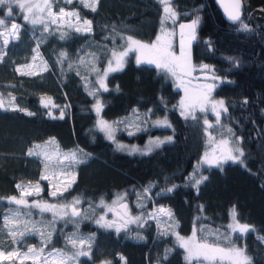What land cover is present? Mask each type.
I'll use <instances>...</instances> for the list:
<instances>
[{
    "label": "trees",
    "instance_id": "16d2710c",
    "mask_svg": "<svg viewBox=\"0 0 264 264\" xmlns=\"http://www.w3.org/2000/svg\"><path fill=\"white\" fill-rule=\"evenodd\" d=\"M168 2L176 13L175 21L165 22L172 31L181 20L198 21L191 41V63L195 69L201 65L211 69L218 80L212 94L221 97L228 109L222 112L221 122L215 121L208 129L217 137H239L243 163L206 166L202 171L207 179L191 186L189 177L206 139L205 114H195L197 119L181 116L176 107L179 89L154 64L138 65L133 52L121 70L108 73L106 91L90 78L87 68L93 66L94 56L105 58L111 49L123 46L126 40L122 37L153 39L161 26L164 5L160 0H99L96 11L84 7L82 0H54V11H76L81 20L91 21V32H76L68 26L64 39L51 23L44 31L43 25L25 22L14 7V14L8 17L21 26L19 38L10 39L0 51V95L19 109L0 108V251L7 252L21 239L16 236L14 242L4 225L5 215L18 208L6 198L19 196L17 184L39 182L42 191L28 199L80 200L78 207L84 215L76 219L77 226L56 223L51 242L43 246L64 249L63 235L72 231L90 236V256L79 257V264H189L173 232L168 231L172 219L173 231L179 236L196 227L212 239L210 232L219 229L224 233L234 206L237 221L251 228L243 235L232 233L231 243L245 248L252 264H264V0H241V17L234 23L223 20L212 0ZM5 9L0 7V16ZM242 25L249 30H242ZM172 39L174 44L175 36ZM61 52L67 54L62 62ZM35 53L40 67L25 72L35 74L17 72L16 66L30 62ZM43 98H50L52 107H44ZM96 99L101 102L102 118L118 123L122 119L116 136L123 142H142L147 135H170L171 141L147 154L115 148L95 127ZM132 113L140 114L136 130L138 118L133 128L127 121L122 123ZM156 117L167 119L171 127L152 126L150 119ZM206 117L216 120L210 112ZM48 139L59 150L75 152L84 160L70 169L75 182L56 197L49 193L47 180L40 179L44 172L40 156L28 154ZM173 186V191H166ZM141 189L147 193L139 192ZM122 190L127 192L124 200L129 214L140 211L145 215L153 206H161L172 212L170 227H158L147 216L119 233L96 225L97 202ZM22 240L36 241V236L29 232Z\"/></svg>",
    "mask_w": 264,
    "mask_h": 264
},
{
    "label": "snow or ice",
    "instance_id": "6c2138e0",
    "mask_svg": "<svg viewBox=\"0 0 264 264\" xmlns=\"http://www.w3.org/2000/svg\"><path fill=\"white\" fill-rule=\"evenodd\" d=\"M68 3H71V0H67ZM99 0H82L84 7L91 8L92 11H96V7ZM164 5L163 11L165 16L161 19V32L157 35L156 40L152 43H145L140 40L133 38L132 36L122 37L126 40V46H121L118 49H113L112 57L109 59L108 68L105 70L103 76L100 78L99 83L102 88L106 91V85L104 79L107 77L109 72L119 71L124 67L126 62V57L130 52L136 53L137 64L148 63L154 64L157 69L163 70L169 73L177 81V87L182 88L184 91V96L181 98L179 107L181 109V116L185 119L191 117L192 119H197L195 113L197 110L202 113H207L211 110L216 116V123L221 122V115L227 113L228 109L225 106L223 100H214L211 96L212 90L216 87L215 84H197L193 85L192 72L195 70L194 66L191 63V41L195 39V28L198 23L197 20H193L190 25H180V54L177 55L173 51L171 43V35L165 28L164 24L167 19H172L175 21L176 13L172 10L168 0H160ZM54 0H0V7H7V16L11 17L14 14V7L19 8L20 12L23 15L25 22L31 23L32 25L43 24L44 31H48V21L51 24L61 25L67 24L70 28H73L76 32H91L92 26L91 21L88 19L81 20V17L76 11H66L64 8H60L59 12L53 10ZM225 12L228 15V18L233 21H239L241 17V0H231V3L223 4ZM8 21L0 18V26L3 27V30L0 31V38H3L4 46H7L10 42V39H18L20 25L18 23L12 22L11 27L8 26ZM185 29H189V39L187 45L185 43ZM242 30L248 31L247 25H242ZM67 33H61V39ZM34 51H36L34 49ZM67 58V54L64 52L60 53V62L63 59ZM2 59V57H0ZM35 59V58H34ZM30 67V66H29ZM46 67V66H45ZM207 68V65L202 66ZM17 72L24 74H35V73H25L22 72L20 68H17ZM215 78V77H213ZM15 100V97H12V101ZM44 104V107H48V103H51L49 98L48 103H44L43 99L41 101ZM247 103V100H245ZM14 109H17V105L9 102V105ZM6 107L3 98H0V108ZM96 111L99 114L101 110V105L99 102L96 104ZM26 111V110H25ZM32 115V113H26ZM51 115V113H49ZM61 118H63V113H61ZM157 125L171 127L167 119L158 120L155 122ZM204 124L206 126V132L208 128H211L212 125L209 123L208 119H204ZM99 128L101 131L105 132L108 139L112 140L113 137V127L106 123L103 120L99 121ZM231 131V129H229ZM132 133H129L131 135ZM172 137L169 136L166 138L167 141H171ZM239 141V137L236 138ZM164 140H155L150 141V145L159 146L164 143ZM54 143V141H52ZM124 145H118V148H124ZM40 148L39 145L36 146V149ZM36 149H30L29 155H43L44 163V172H42L40 179L49 180L51 187L54 191L51 192L53 197H56L59 194L62 195V192H59V185L53 183L57 179V170L59 175L63 176L65 179L62 181L64 184L63 191H67L71 187V184L75 182V176L72 174L69 169L74 167L77 163H83L84 160L77 155L75 152L71 153H60L59 150L55 153L51 152H39ZM219 151V155H216V151ZM132 152L138 151L135 147L131 149ZM147 151H151V147L147 148ZM144 154H147L145 152ZM244 156V152L240 147L239 143H232L228 139H221L217 149H214L212 156L206 152L202 160V163H206L209 166H220L223 162L231 160L233 162H241V157ZM67 162V163H65ZM70 177V180L68 179ZM207 177H200L195 180V184L199 185ZM173 187L166 189L167 192L173 191ZM17 190L19 191V196L13 195L7 197L6 199L10 204H15L18 206L15 210H10L9 215L4 217V225L8 229V235L13 238L14 242L17 236V231L14 227H8L9 225H17L19 217L22 215L30 214L31 208L35 207L40 210L41 213L51 212L54 219L64 218L70 216L72 222H76V218L84 215L82 209L78 207L80 200L74 198L71 203H49L47 201H33L29 202L27 197L35 194H39L42 191L39 182L35 185H32L31 182L28 185L23 183L16 185ZM147 191V189L145 190ZM3 199V198H0ZM123 201V196H118L116 200L112 202V205H106L103 199L100 201L101 207L107 208L109 212L113 213L115 219L107 220L105 217L107 213L101 215L99 219L96 220V223L104 228H115L116 232L119 233L121 229L126 228L129 223L138 222L140 217H133L129 214V209L127 204L121 203ZM117 205L123 210L117 211ZM19 206H23L29 209V213L23 214L19 211ZM159 212L161 214L172 216L170 210L160 208ZM230 215L233 220V224L229 225V228L232 232H239L240 234H245L250 231V226L247 224H240L236 219V209L235 206L231 209ZM149 216L156 218L155 213H150ZM159 226V220H158ZM203 228L194 227L193 233L191 236L185 238L177 234V241L179 247L183 248L187 253L185 259L189 264H252V259L246 253L245 248L236 246L234 243H231V236L223 234L219 229L215 232H210L208 235L213 237L209 239L208 236H205ZM21 237L26 235L25 232L21 231L19 233ZM43 237V233H41ZM67 244L71 245L73 251L68 252L65 249H53L45 253V248L40 247H29L27 252H21L19 249L8 252L5 254L3 251H0V258H4L5 255L7 258H16L19 260L20 264H23L25 260H32L33 264H79V257L90 256L91 251V241L92 237L84 238L78 236L76 233L68 236L66 238ZM261 241L264 242V238H261ZM45 246L47 243L51 242V233L48 234L47 239L42 241ZM166 258V257H165ZM123 259V258H122Z\"/></svg>",
    "mask_w": 264,
    "mask_h": 264
},
{
    "label": "rangeland",
    "instance_id": "374dc122",
    "mask_svg": "<svg viewBox=\"0 0 264 264\" xmlns=\"http://www.w3.org/2000/svg\"><path fill=\"white\" fill-rule=\"evenodd\" d=\"M5 8L6 9L4 11V15L3 16H0V18H3L5 20H7L8 21V25L7 26L10 28L11 27V23L12 22H15V21L12 20V19H10L7 16L8 9H7V7H5ZM16 10L20 12V9L19 8H16ZM5 16H7V17H5ZM20 16L23 19V15H22L21 12H20ZM164 16H165V13H164V11L162 9L161 15H160V23H161L162 17H164ZM193 20H196V19L195 18H191V19L181 20V21L177 22L176 25H175V27H174V30L173 31H172V28L170 26H167L166 27L165 24H164V28L169 33H172L173 34V35H171L170 39H171L173 51L177 55L180 54V50H181V48H180V39H181V37H180V33H181L180 25L181 24L190 25V24H192V21ZM166 21H172V19H167ZM15 23H17V22H15ZM48 23H50V21H48ZM29 24H31V23H29ZM37 25L40 26V25H43V24H37ZM52 26H53V29L58 30L60 33L64 32L67 29V27H68L67 24H61V25L52 24ZM2 30H3V27L0 26V31H2ZM184 31H185V43L187 45V42H188V39H189V29H185ZM160 32H161V26H160L159 30L156 32V34L154 35V37H153V39L151 41H144V40H140V41L145 42V43H152V42H154L156 40V37H157V35L160 34ZM173 36H175V43L174 44H173V39H172ZM126 43L127 42L125 41V44L123 46H126ZM3 46H4V44H3V38H0V51L2 50ZM112 51H113V49H111L109 51L108 55L105 58L104 57H100V56L97 57V55H95L94 56L95 61H93L94 62L93 66L91 65V66H89L87 68V70L89 71V73L91 75L90 78H92L94 80V82H95V84H96V86L98 88H102L100 86L99 80L103 76L105 70L108 68L109 59H111V57H112ZM133 53L136 56V53L134 51H133ZM39 61H40V58H38V54L35 53V56L32 58V60L30 62H26V63H23L21 65H17L16 66V69L17 68H20L22 72H33V71L37 70L40 67L41 64H39ZM202 66L203 65L197 66L196 69H195V71L192 72V76L190 77V79H192L193 85L204 84V83L215 84L216 85V83L218 82V80H216V78H213L215 76L213 75L211 69L209 67L203 68ZM158 70L161 71V72H163L166 75V77L170 80L171 84L175 88L179 89L180 95H179V99H178V103H177L176 107H177V111L180 113L181 112V109L179 107V104H180L181 98L184 96L183 89L182 88H178L176 86L177 85L176 79L174 77H172L169 73H167V72H165L163 70H160V69H158ZM211 96H212V98L214 100H223L221 97L214 96L212 93H211ZM0 98H3V100L5 102V105L7 107L9 105V102H10L9 99H8V97H5V96L0 95ZM43 101L45 103H48L49 99L43 98ZM97 102H99V104L101 105V102L96 99L94 101V103H93V109L95 111H96V107L95 106H96ZM48 105H49V107L50 106L52 107L51 103H48ZM49 111H50V113H53V109L52 108H50ZM209 112H210V114L213 115L214 119H216L215 114L211 110H209L207 113H209ZM197 113H202V112H199L197 110V112L195 114H197ZM207 113H204L205 114L204 115V119L205 118H208V117H206V114ZM139 116H140L139 113H134V114L132 113V114L129 115L128 118L126 117L123 120L122 123H125L127 121L126 124L132 126V128H133L134 127L135 120L138 118V121H137V123H136V125L134 127V130H136V129H138V126H139V121H140ZM100 120L105 121L106 123H108L109 125H111L113 127V129H114V131H113V137H114V139H112V140L108 139L107 136H106V134H105V132H103V131L100 130V128H99V121ZM121 120L122 119H120L118 121L121 123ZM150 120H151L150 123L152 124V126H156V127H166V126L157 125L155 123L158 120H164L163 117H156V118H152ZM95 121H96L95 122V127L99 131H101L103 133V135L108 140H110L113 143V145L115 146V148L121 149V148H118V145H124L125 147L122 148V150L123 151H126V152H129V153H135V154H144L145 152L148 153V152H150V151H147V148L149 146L151 147V150L154 149L155 147H157L155 145H150V141H155V140L159 139V140H164L165 142H168L166 140V138L170 136V135H162V136L147 135L146 138L142 142H131V143H128V142H123L122 140H120L116 136V133L118 131L117 128L120 125V123H118L116 121L113 122L111 120L104 119L98 113H97V116H96V120ZM208 121L212 125V123H214L216 120H214V121L213 120L212 121L208 120ZM141 122H143V118H141ZM130 129L131 128H129V130ZM205 136H206V139H205L204 147H203V149H202V151H201L198 159L196 160V162L194 164V169L195 170H193V172L191 173V175L189 177L190 178L189 184L191 186H196L195 180L197 178L204 177V173H203L202 169L204 167H206V166H209L206 163H202V160H203L206 152L211 157L212 154H213L214 149H217V147H218L219 142H220L221 139H228L232 143H239V141H237V139H236L237 137H228V138L227 137H217L216 135L210 133L209 132V129H207V132H206V135ZM38 145L40 146V148L36 149V147H35L34 149H36L39 152H45V151H47V152L55 153L57 151V149H58L54 145V143H52V141L49 140V139L46 140V141H43V142L39 143ZM133 147H135L136 149H138V151L132 152L131 149ZM59 152L60 153H71L69 151H63V150H59ZM215 154L216 155H219V151L217 150ZM40 158L43 161V155H40ZM227 161H231V160H227ZM231 162H233V161H231ZM65 163H67V162H65ZM69 171L72 173V171L70 169H69ZM57 172H58L57 179L55 181H53V183H56L57 185H59V191H60V190H62L64 188V184L62 183V181H64L65 178L63 176H60L59 175V171L58 170H57ZM68 179L70 180V177ZM31 184L32 185H35L34 183H31ZM24 185H28V184H24ZM39 185H40V187H42V184H39ZM47 189H48V191H49L50 194H51L52 191H54L53 187H51V185H50L49 180H47ZM138 191L139 192H143V193H147V191H145V189H141V190H138ZM33 193H35V192H33ZM126 193L127 192L126 191H123V190L122 191H119V192L115 193L112 196L111 199H109L107 201H104V200L103 201L105 202L106 205L111 206L112 205V202L114 200H116L118 196H123V200H124L125 199V196L127 195ZM27 200L29 202L43 200V201H47L49 203H56V202H50L48 200L41 199V198H38V197L37 198L36 197H33L31 199H28L27 198ZM72 200H69L67 202H59V203H56V204L71 203ZM100 201L101 200H99L97 202V204L95 205V207L97 208V212H96V215H95V218H94L93 222L96 225H98L96 223V220L99 219V217L101 215H104L105 213H107V215L105 217L107 220H113V219H115V217L113 216V213L112 212H109L107 210V208H105V207L99 206L100 205ZM134 204L136 206H138V202H135ZM19 207L22 209L21 213H23V214L29 213V209L28 208H25L23 206H19ZM160 208H163V207H161V206H153L148 212L145 213V215H144V213H141L140 211H135L133 213H130L131 216H133V217H140L141 219L138 222L129 223L128 225H136V224H139L147 216L149 218H152L157 225H158V220H159V226L158 227L166 228V229L169 228L170 227V224H171L170 223V217L167 216V215L161 214L159 212V209ZM164 209H166V208H164ZM230 212H231V210L229 211V215H230ZM150 213H155L156 218H153V217L149 216ZM171 218H172V216H171ZM19 221L20 222L17 225H11V227H14L16 229L17 236L18 237H21L19 235V233L21 231H23L25 233L31 232V233H33L36 236V241L27 242V241L22 240V237H21V239L18 240L19 245L15 243L12 248H10L7 252H4L5 254H7L8 252L17 250V249H19V251H21V252H27V249L29 247H36V248L43 247L45 244L42 241L47 239L48 234L52 232L53 227L55 226L56 223H60V227L64 226L66 223H69V224H72L74 226H77L76 225L77 224L76 222L75 223L72 222V218L70 216L64 217L62 219L59 218V217H57V218L54 219V217H53V215H52L51 212L41 213L40 210L38 208H35V207L31 208L30 214H28V215H22L21 217H19ZM239 223L240 224H246V223H241V222H239ZM231 224H233V220H232V217L230 215L229 216V220H228V222L226 224V229L224 230V233L223 234L231 235L232 233H234L229 228V225H231ZM247 225H249V224H247ZM250 228H251V226H250ZM113 229H115V228H113ZM173 230H174V221L172 219V229L171 230H168V231H170L171 233L173 232V239L174 240H177V234ZM41 233H43V237H42ZM73 233H76V232L72 231V232H69V233H66V234L63 235L64 236L63 237V239H64V242H63L64 249L66 251H68V252L73 251V249L71 248V245L67 244L66 238L68 236L72 235ZM192 233H193V227H191L189 233L187 235H185L184 237L187 238V237L191 236ZM236 233H239V232H236ZM77 235L80 236V237H84V238L90 237V236L81 235V234H77ZM240 235H242V234H240ZM261 238H264V237H261ZM235 245L238 246V247L243 248L242 246H240L237 243H235ZM53 249H62V248L50 247L48 249H45V253H47V252H49V251H51ZM186 255H187V253L183 249V259L185 261H187L185 259ZM0 260H5L1 264H20V262H19L18 259L14 258V257L13 258H7L6 255H5L4 258H0ZM23 264H33V261L32 260H25L23 262ZM96 264H107V262L106 261H98Z\"/></svg>",
    "mask_w": 264,
    "mask_h": 264
},
{
    "label": "water",
    "instance_id": "95a60500",
    "mask_svg": "<svg viewBox=\"0 0 264 264\" xmlns=\"http://www.w3.org/2000/svg\"><path fill=\"white\" fill-rule=\"evenodd\" d=\"M213 3L217 6L219 12H220V15L221 17L223 18L224 21H226L227 23H234L233 21H231L229 18H228V15L226 14L225 12V8L222 6L223 4H228V3H231V0H212ZM121 203L123 204H127L125 200L121 201ZM117 207V210L118 211H123L119 205L116 206Z\"/></svg>",
    "mask_w": 264,
    "mask_h": 264
}]
</instances>
